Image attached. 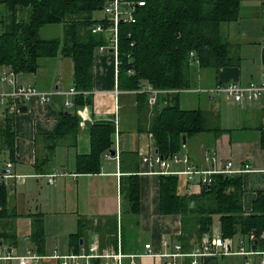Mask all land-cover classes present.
<instances>
[{"label": "trees", "instance_id": "trees-1", "mask_svg": "<svg viewBox=\"0 0 264 264\" xmlns=\"http://www.w3.org/2000/svg\"><path fill=\"white\" fill-rule=\"evenodd\" d=\"M245 1L262 0H145L136 14L135 23L120 25L118 66L119 89L138 91L142 84L158 89H190L194 52L202 69L217 74L223 67L239 66L240 50H234L224 32V26L238 21ZM101 0H0V67L6 66L20 76L35 74L42 58L68 57L73 62V85L80 94L74 98V111H63L56 129L49 136V154L38 157L36 170L45 173L61 141L78 136L81 118L78 108L91 104L97 48L106 44L104 34L93 28L101 21ZM47 24H61L63 35L44 39L39 33ZM226 36V37H225ZM134 43V45H132ZM240 46V45H239ZM133 69L132 75L128 70ZM87 92V94H85ZM182 92L161 94L151 117L150 131L156 150L169 157L182 149L183 135L225 131L219 125L211 127L206 111L187 108L181 103ZM149 111V95H138ZM0 116V156L10 153L14 161L16 131L14 116L8 110ZM260 143L264 149V126L260 128ZM116 127L112 121H97L89 128L90 151L76 157L78 173L101 171L102 157L114 146ZM2 160V159H0ZM194 184H196L194 186ZM192 184L184 174L160 175V207L164 214H179L182 219L180 243L191 252L203 236L218 227L224 236H239L264 228V190H259L252 209L244 208L243 175H214L211 184ZM126 198L132 213L140 211V176L126 177ZM190 187V192L186 188ZM10 187L0 184V241L17 246L19 243L15 210L9 206ZM43 214H30L34 248L45 253ZM218 218L219 225L215 224ZM85 227V221L81 219ZM216 229V230H215ZM81 236L73 237V251L81 249ZM198 242V243H197ZM92 264H101L99 259Z\"/></svg>", "mask_w": 264, "mask_h": 264}, {"label": "crops", "instance_id": "crops-1", "mask_svg": "<svg viewBox=\"0 0 264 264\" xmlns=\"http://www.w3.org/2000/svg\"><path fill=\"white\" fill-rule=\"evenodd\" d=\"M252 2L254 1H245L243 6H248L251 11ZM260 3L262 5V2ZM261 7L264 10L263 6ZM231 29L234 33L236 26L231 24ZM242 36L247 46L240 51L243 59L239 66L223 67L217 74L214 70L202 69L200 64L192 63L193 81L198 79L201 83L207 84L209 87L205 89H208L229 81L248 84L264 79L262 63L264 32L245 24ZM53 58L55 59L53 67L56 70L60 68L64 76L41 77L42 70L39 68L35 74L24 76L19 74L20 80L46 91L56 88L63 90L74 86L72 60L62 56ZM93 73L91 104L77 110L81 118L79 140L70 145L64 143V140L61 141L54 151L49 170L45 173H38L35 168L38 157L49 154L48 138L56 129L60 114L63 111H74L75 108L66 107L65 98L59 95L46 103H42L38 98L24 102L17 100V103L21 104L18 111L12 113L16 131L13 163L14 171L26 176L19 189L15 187L16 184L12 186L9 196L11 210H15L19 215L16 220L19 239L17 246L23 250L34 247L30 239L32 232L30 214L41 213L45 225L46 252L57 248L60 253L67 254L73 251V237L80 235L81 245L88 244L92 238L97 237L103 248L137 255L138 264H166L168 258L163 254L169 251V247H165L163 242L168 240L171 246L180 243L182 219L179 214L161 212L160 175L145 173L143 167L144 155L159 153L150 131L151 117L157 103L152 107L148 103L149 111H144L145 103L138 97L141 92L119 89L117 59L109 51H97L94 56ZM61 77L62 80L59 79ZM4 89H8V86L0 83V90ZM183 93L181 103L187 108L207 110L217 105L214 103L217 98L207 92L204 96L201 95L202 92L198 96ZM77 95H71L69 99L74 102ZM235 102L238 104L237 107L245 110V121L224 127L225 131L219 137L211 132L190 136L186 138V144L182 139L184 148L181 152L189 154L192 166L205 170L214 167L208 158L209 152H215L217 155L215 167L218 168L229 160L233 162L235 168L250 164L253 170L241 173L245 189L244 208L250 211L257 192L264 190V149L261 147L259 129L264 126V94L255 101ZM254 118L260 122L256 127L249 122ZM86 119H91L93 124L97 121H112L116 127L113 146L115 154L112 153L113 150L105 152L101 171L95 174L78 173L76 169L77 155L90 151L89 127L84 124ZM9 156L10 153L4 151L0 156L2 159L0 163L10 160ZM185 168L183 163L172 165L173 170ZM56 172L60 175L50 183L48 175ZM131 174L140 176L139 213H132L131 203L126 198V177ZM28 179L32 181L28 182ZM190 189L187 187L186 192L189 193ZM81 219L85 221L83 228ZM219 232L217 229L210 234ZM24 242L30 244L25 245ZM201 242L202 240L197 246ZM146 244L151 245L150 249L155 255L147 254ZM180 261L182 264H191L188 257ZM243 262L242 256L211 255L201 259L200 264Z\"/></svg>", "mask_w": 264, "mask_h": 264}, {"label": "built area", "instance_id": "built-area-1", "mask_svg": "<svg viewBox=\"0 0 264 264\" xmlns=\"http://www.w3.org/2000/svg\"><path fill=\"white\" fill-rule=\"evenodd\" d=\"M103 7L101 9V21H98L93 30L95 33L104 34L107 43L100 45L98 52L109 51L116 56L119 66L120 54V25L123 23H135L136 14L141 6L145 5V0H101ZM264 8V0H262ZM134 45V43H132ZM191 58L194 64H199L198 58L194 52H191ZM133 69L128 70V74H134ZM0 83L7 85L8 89L0 90V116L4 110L10 113L18 111L21 103L17 100L27 101L38 98L42 103L51 102L56 96L65 98L66 107H73V100L69 99L71 95L80 93L75 86L68 89L41 90L35 85L24 83L20 80L19 74L14 70L2 66L0 67ZM189 89H158L151 84H142L138 92H145L149 95L148 103L152 107L157 103L161 94L172 92H186ZM201 91V90H199ZM204 92L213 96L224 94L226 98L244 103L260 99L264 94V79L252 81L248 84H242L237 81H229L226 84L219 83L212 88L205 89ZM23 104V103H22ZM83 119V118H82ZM84 120V119H83ZM184 146H182V149ZM209 160L213 162V168L201 169L192 166L189 154L178 151L169 157H164L160 153L146 154L142 157L145 173L161 174H185L190 182H201L211 184L214 175L224 173L227 175L240 174L244 171L253 170L250 164L235 168L231 160L226 161L222 167H215L218 157L215 152H209ZM174 163H183L184 170H173ZM58 172L49 174V182H54ZM26 176L19 175L14 171V163L11 160L0 163V184L9 186L13 180L15 183H24ZM169 251L163 255L167 257L166 264H182L181 259L190 258L191 264H200L201 259L206 256H242L243 264H264V228L260 231L251 230L246 234L239 236H224L220 232L207 234L199 246L191 252L182 249L180 243L171 246L168 240L163 242ZM147 254L155 255L150 249L151 245L146 244ZM159 255V254H157ZM135 254H124L121 251H110L103 248L99 238L94 237L88 244L81 245L79 252L71 251L67 254L60 253L57 248L51 252L40 253L34 247L19 249L18 246L0 241V264H44L57 262V264H92L93 260L99 259L101 264H138ZM128 260V261H126Z\"/></svg>", "mask_w": 264, "mask_h": 264}, {"label": "rangeland", "instance_id": "rangeland-1", "mask_svg": "<svg viewBox=\"0 0 264 264\" xmlns=\"http://www.w3.org/2000/svg\"><path fill=\"white\" fill-rule=\"evenodd\" d=\"M253 8H251V11L249 10L248 6H243L241 10V15L238 21L232 22L224 26V32L225 36L229 41L232 42L234 50L242 51V48L245 49V39L242 38V34L245 32V24H248L250 27H255L256 30H262L264 32V10L262 9V5L260 1H254L251 3ZM254 11V13H252ZM98 15H101L99 12ZM260 19V21H258ZM260 22V23H259ZM231 24L236 26V30L233 33L231 29ZM41 38L48 39V38H55L58 36L63 35V26L61 24H47L41 27L40 33ZM242 45V46H239ZM239 51V52H240ZM196 56V55H195ZM55 62L54 58H42L40 60V69L42 70L41 77H44L45 75L48 76V78H54L55 75L57 77H60V75H63L62 70L58 68L57 70L53 67ZM64 76V75H63ZM62 80V77L59 78ZM225 82L224 84H226ZM209 87L207 84L201 83L198 79H194L192 88H190L188 91L184 92V94H191L193 96H198L200 92L201 95H205L206 93L205 88ZM201 90V91H199ZM210 94V93H207ZM217 99L214 101L215 104L210 108H208L206 111V116L208 119V123L211 127H214L215 125H219L222 128L224 127H231L229 125L233 123H238V121H245V110H243L240 107H237V103L233 101L232 98L226 99V96L224 94H216L215 96ZM231 99V100H230ZM203 102H205V99L203 98ZM189 105V104H186ZM204 107V106H203ZM206 108V107H205ZM239 109V110H238ZM249 122L252 124L253 127H256L259 125V120L257 118H254L253 120H249ZM257 129V128H256ZM228 130V129H227ZM226 130V131H227ZM254 130V129H253ZM252 134V133H251ZM213 135L216 136L215 133ZM212 135V136H213ZM79 136V135H78ZM78 136L69 137L63 142L70 145L74 144L76 140H79ZM82 153V152H81ZM32 181V179H28V182ZM16 184V188H20L21 183H14L12 180L10 182V189L11 191L12 186ZM18 188V189H19ZM18 211V209H17ZM215 224L219 225L218 218L215 220ZM45 226V225H44ZM218 229V228H217ZM25 245L30 244V242H24Z\"/></svg>", "mask_w": 264, "mask_h": 264}, {"label": "water", "instance_id": "water-1", "mask_svg": "<svg viewBox=\"0 0 264 264\" xmlns=\"http://www.w3.org/2000/svg\"><path fill=\"white\" fill-rule=\"evenodd\" d=\"M262 63H263V65H264V47H263V49H262ZM84 124H85V126H87V127L90 128V127L93 125V122H92L91 119H86V120L84 121ZM186 138H187L186 135H183V143H184V144H186ZM112 153L115 154V150H113Z\"/></svg>", "mask_w": 264, "mask_h": 264}]
</instances>
